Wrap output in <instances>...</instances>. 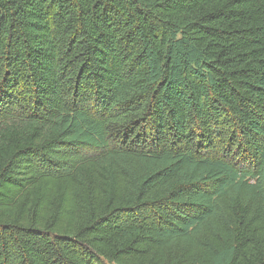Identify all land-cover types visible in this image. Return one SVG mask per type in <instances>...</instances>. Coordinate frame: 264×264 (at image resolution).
<instances>
[{"label":"trees","instance_id":"16d2710c","mask_svg":"<svg viewBox=\"0 0 264 264\" xmlns=\"http://www.w3.org/2000/svg\"><path fill=\"white\" fill-rule=\"evenodd\" d=\"M0 264H264V0H0Z\"/></svg>","mask_w":264,"mask_h":264}]
</instances>
